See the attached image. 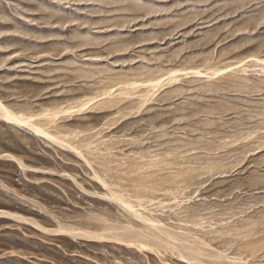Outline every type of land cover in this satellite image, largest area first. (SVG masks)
<instances>
[{
	"label": "rangeland",
	"instance_id": "374dc122",
	"mask_svg": "<svg viewBox=\"0 0 264 264\" xmlns=\"http://www.w3.org/2000/svg\"><path fill=\"white\" fill-rule=\"evenodd\" d=\"M0 264H264V0H0Z\"/></svg>",
	"mask_w": 264,
	"mask_h": 264
},
{
	"label": "bare ground",
	"instance_id": "6f19581e",
	"mask_svg": "<svg viewBox=\"0 0 264 264\" xmlns=\"http://www.w3.org/2000/svg\"><path fill=\"white\" fill-rule=\"evenodd\" d=\"M130 177H131V176H130ZM134 177H136V175H135ZM134 177H133V178H134ZM119 197H120V196H119ZM120 198H123V197H120Z\"/></svg>",
	"mask_w": 264,
	"mask_h": 264
}]
</instances>
